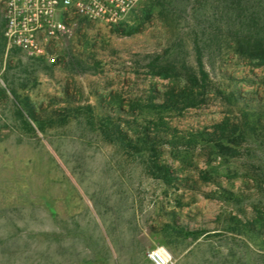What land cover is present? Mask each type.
Listing matches in <instances>:
<instances>
[{"label": "rangeland", "instance_id": "rangeland-1", "mask_svg": "<svg viewBox=\"0 0 264 264\" xmlns=\"http://www.w3.org/2000/svg\"><path fill=\"white\" fill-rule=\"evenodd\" d=\"M190 8L141 0L117 24L80 18L69 35L42 39L45 54L35 56L6 37L0 5V86L11 64L21 98L45 118L68 115L29 130L12 127L0 106V264H152L148 254L161 245L177 264L222 251L230 264H264V67L215 63V81L239 98L162 114L161 141L145 140L122 111L166 90L170 80L147 65L168 50L188 56ZM117 115L106 139L102 129ZM242 115L256 127L240 146L187 144Z\"/></svg>", "mask_w": 264, "mask_h": 264}, {"label": "trees", "instance_id": "trees-1", "mask_svg": "<svg viewBox=\"0 0 264 264\" xmlns=\"http://www.w3.org/2000/svg\"><path fill=\"white\" fill-rule=\"evenodd\" d=\"M185 2L191 3L190 53L181 58L179 52L174 54L168 50L163 55L155 56L147 65L150 74L170 80L166 90L159 93L157 101L152 99L144 105L131 103L123 110L121 106L114 107L133 116L131 123L136 125L140 135L147 136L145 140L149 142L161 141L156 135L169 129L162 114H181L213 100H228V95L233 100L237 96L239 98L236 92L229 94L227 88L215 81L211 72L215 63L230 65L236 59L252 67H264V0ZM10 69L11 64L3 76L5 87L0 86V106L8 107L10 111L5 121L10 122L12 127L29 130L34 127L43 130L47 124L68 122V115L65 114L67 108L52 110L45 118L46 111L42 106L35 107L28 97L21 98L9 78ZM259 103L264 105V97L259 99ZM59 115L62 117L58 118ZM242 117L237 121L224 119L215 124L211 131L192 134L187 144L195 146L204 143L214 145L218 150L225 145L240 146L247 141V131L254 132L256 127L255 124L250 125L245 115ZM122 120L121 116L109 117L107 125L102 129L106 139L114 140L111 137L117 133L119 121ZM258 125L264 128L263 123L259 122ZM236 133L238 135L234 136ZM150 134L155 136L151 138ZM119 141L122 142V139Z\"/></svg>", "mask_w": 264, "mask_h": 264}, {"label": "built area", "instance_id": "built-area-1", "mask_svg": "<svg viewBox=\"0 0 264 264\" xmlns=\"http://www.w3.org/2000/svg\"><path fill=\"white\" fill-rule=\"evenodd\" d=\"M141 0H0L7 22L6 37L29 54H45L42 39H55L72 32V23L87 18L117 24ZM152 264H173L171 250L161 245L148 254ZM79 264H100L83 262Z\"/></svg>", "mask_w": 264, "mask_h": 264}, {"label": "crops", "instance_id": "crops-1", "mask_svg": "<svg viewBox=\"0 0 264 264\" xmlns=\"http://www.w3.org/2000/svg\"><path fill=\"white\" fill-rule=\"evenodd\" d=\"M183 259L184 260H182L180 264H230L231 262H235V259L233 258L232 260V257L226 255L224 251L218 253L217 255L205 254L201 256H184ZM175 263L176 262L174 261L173 264Z\"/></svg>", "mask_w": 264, "mask_h": 264}]
</instances>
